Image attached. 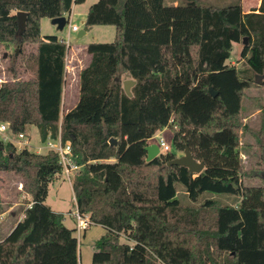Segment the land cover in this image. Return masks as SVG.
I'll return each instance as SVG.
<instances>
[{
  "label": "trees",
  "instance_id": "trees-1",
  "mask_svg": "<svg viewBox=\"0 0 264 264\" xmlns=\"http://www.w3.org/2000/svg\"><path fill=\"white\" fill-rule=\"evenodd\" d=\"M84 1L0 0V44L14 48L8 79L0 81V120L15 135L34 125L42 142L60 130L70 143L80 166L72 179L75 206L105 229L91 264H264V169L256 173L260 184L245 183L240 157L241 134L264 147V127H249L243 103L247 112L261 109L264 0L248 12L240 0L223 7L97 0L83 27L111 25L115 36L86 45L78 101L61 116L66 44L42 36L40 21ZM18 11L26 13L23 31ZM233 43L242 44L237 66L227 62ZM125 73L135 81L131 97ZM165 128L176 152L147 162L148 139ZM186 147L204 164L198 174L169 165ZM0 171L14 174L30 195L22 219L0 238V264H79L73 229L45 205L61 174L57 154L0 140ZM121 235L133 243L120 242Z\"/></svg>",
  "mask_w": 264,
  "mask_h": 264
},
{
  "label": "rangeland",
  "instance_id": "rangeland-1",
  "mask_svg": "<svg viewBox=\"0 0 264 264\" xmlns=\"http://www.w3.org/2000/svg\"><path fill=\"white\" fill-rule=\"evenodd\" d=\"M83 4V9L87 8L88 2ZM179 1V0H177ZM203 5H212L217 7H223L226 5L234 4L239 0H200ZM254 1V0H253ZM165 5H173V0H163ZM253 4V2H252ZM250 4V5H252ZM78 10V9H77ZM80 17L75 18L74 22L77 25H81ZM48 21L50 19H44L43 24L41 27V32H46V27L49 26ZM95 29V28H94ZM90 31V33L86 37L77 38V32L69 33L67 37V30L66 28L58 32V35L63 38L66 45L74 44L76 42H111L114 39L115 29L113 26H100L96 29H102V32H96V30ZM99 31V30H98ZM87 43V44H88ZM242 48L241 43L234 44L233 50L231 52L230 58L227 60L230 64L239 65V53ZM29 49V48H28ZM27 49V50H28ZM16 51V50H15ZM14 53L13 46H9L8 48L0 44V78L3 80L8 79L6 73V66L12 63L13 58L10 55ZM6 54V56H4ZM251 94L255 95V91H251ZM259 96V94H257ZM244 105L248 108L247 100L244 99ZM261 109L259 110L254 109L247 112L246 108V118L245 121L252 129H260V127H264V92L261 95ZM63 104V103H62ZM63 108V107H62ZM28 140L29 145L26 146L28 150L37 152V153H46L48 150L44 147V143L40 140L39 133L37 128L32 125L28 131ZM159 137L163 138V140L169 145L171 151H175V147L172 142L173 133L170 128H165L163 132H161ZM0 135V140H1ZM159 137L153 136L149 139L150 143H158ZM240 157L242 162V171L243 176L242 179L247 184H260V180L256 177V173L264 169V165L261 161L262 153L264 152V147L261 144L257 145L255 139L248 134L240 136ZM17 150H20L19 146H17ZM160 152H163L162 150ZM184 155L183 152H178L177 157ZM59 179L61 181H59ZM59 179L56 180L54 183L49 185L48 195L45 200V205L49 206L53 211L63 213L65 217V224L69 228H75V222L72 221L70 213L74 212L75 204L73 199V191L71 186L65 180L63 176H59ZM59 185V187H58ZM183 190L179 188V196H182ZM205 197H211L220 199L222 202H232L231 199L221 195L215 194L210 192H205L203 194ZM185 200V197L181 198ZM30 195L29 193L24 190L22 184L20 183L19 179L10 172L0 171V207L3 211H16L17 214L21 213L29 204ZM18 216V215H17ZM16 217H12L9 213L3 214V218H0V238L5 237L6 228L12 226L16 220ZM73 227V228H72ZM104 228L102 226H97L94 224H90L88 229L83 235V231L78 238L76 230L73 229V235L78 240V249H79V264H91L92 258V247L94 242L101 236L104 232ZM120 242H128L130 245L133 243L132 241L127 240L124 235H121Z\"/></svg>",
  "mask_w": 264,
  "mask_h": 264
},
{
  "label": "crops",
  "instance_id": "crops-1",
  "mask_svg": "<svg viewBox=\"0 0 264 264\" xmlns=\"http://www.w3.org/2000/svg\"><path fill=\"white\" fill-rule=\"evenodd\" d=\"M96 1L97 0H90L88 2L89 4H88L86 10H85V8L83 9L82 6H83L84 3L87 2V0H85L81 4H72L71 5L70 12L68 14H65L67 16V19H68V24L65 26V28L67 30V37H68L69 33H71V32H77L78 33L79 31H84L83 35H81L80 37H77V38H80L79 40H81V37H86L90 33L92 28L93 29L95 28L94 30H96V32H102V29H96V28H98L100 26H105V28H106V26H111V25H95V26L88 27L86 30L84 29L83 22H84L85 15H86V12L88 10V7L92 3L96 2ZM177 2H178L177 0H173V5L177 4ZM240 2L242 4L243 11L244 12H248L251 9L257 7L259 5V3H260V0H254V1L253 0H240ZM252 2H253V4H252ZM250 4H252V5H250ZM77 17H80L79 19H81V22H80L81 25H77L74 22L75 18H77ZM44 19H48L49 20V18H42L41 21H40V33H41V35L42 36L55 35L56 37H58L59 39L64 41L63 38L58 35V32H60V31H58L55 28V26L50 23V21H48L49 26L46 27V32H44V33L41 32V27H42ZM72 25H76L77 26V31L71 30V26ZM114 29H115V27H114ZM64 43H65V41H64ZM87 43L80 41V42H76L74 44L66 45L65 67H64V84H63V90H62V103L63 104L61 103V112H60L61 116L63 114H65V113H67L68 111H70L76 105V103L78 101V95H79V73L90 61V55L86 52ZM234 44H237V43H233V46H234ZM121 79H122V81H124L126 79H133V78H131L128 74L125 73V74L121 75ZM163 130H165V129H163ZM163 130L158 131L153 136L154 137L158 136L161 132H163ZM28 133L25 135L27 140H28ZM149 139H151V138H149ZM149 139H148V141H149ZM110 161H112V159ZM59 181H61V180L59 179ZM70 186H71V189H72V185H70ZM58 187H59V185H58ZM73 195H74V193H73ZM73 199H74V204H75L74 196H73ZM75 208H76V206H75ZM5 213H9L12 217H16L18 215L16 222L12 226H10L9 228L5 229L6 230L5 237H6L9 234V232L12 230V228L16 225V223L22 219L23 211L21 213L19 212V214H17L16 211H13V210L12 211H9V210L3 211V212L0 213V218L1 219L3 218V214H5ZM70 215H71L70 217H71L72 221L75 222V218L72 215V213H70ZM63 223L66 226L65 217H64ZM92 224H94V223H92ZM94 225L101 226L99 224H94ZM66 227H68V226H66ZM73 229L75 230V228H73ZM86 230H84L83 233L82 232L81 233L83 235H85ZM103 230H104V232L102 234L105 233V229H103ZM77 235H78V238H79V236L81 234L77 233ZM1 239H3V238H1ZM78 256H79V249H78ZM78 261H79V259H78Z\"/></svg>",
  "mask_w": 264,
  "mask_h": 264
},
{
  "label": "built area",
  "instance_id": "built-area-1",
  "mask_svg": "<svg viewBox=\"0 0 264 264\" xmlns=\"http://www.w3.org/2000/svg\"><path fill=\"white\" fill-rule=\"evenodd\" d=\"M71 30L77 31V26L72 25ZM2 79L0 78V81ZM0 135L1 141L4 143L11 142L17 148L19 146L20 149L29 145V142L26 139L25 134H13L10 130L9 123L0 120ZM159 136H157L158 138ZM44 147L47 150H51L55 152L58 156V161L61 166V176L65 178L69 185H72V179L76 172L79 170L80 166L74 163L72 158L71 145L69 142H63L60 136V130L55 138L47 137V139L43 142ZM160 151L170 150L169 145L163 140V138L159 137V141L157 143ZM30 206V204L28 205ZM72 215L75 218V230L78 234H81L82 231L87 229L90 224V220L87 215H82L78 212L77 208H75Z\"/></svg>",
  "mask_w": 264,
  "mask_h": 264
},
{
  "label": "water",
  "instance_id": "water-1",
  "mask_svg": "<svg viewBox=\"0 0 264 264\" xmlns=\"http://www.w3.org/2000/svg\"><path fill=\"white\" fill-rule=\"evenodd\" d=\"M25 18H26V13L23 11H18L17 12V22H18V26H19V30L23 31L25 28ZM50 23L53 24L55 26V28L58 31H63V29L65 28V26L68 24V19L66 15H61L58 17H54L50 19ZM19 31V32H20ZM84 31H79L77 33V37H80L81 35H83ZM247 41V37L243 38V42L245 43ZM18 51V48L16 49V52ZM4 56H6V54H4ZM256 81L258 83H260V77H257ZM135 84V81L133 79H126L122 82V87L123 90L125 92V94L129 97L132 96L131 93V87ZM209 91L210 93L215 96L217 93L213 90L212 87H209ZM112 144H115L116 141L115 139H110L109 141ZM145 151H146V161L149 162L151 161L153 158H155L156 156H158L160 154V149L159 146L156 143H148L145 147H144ZM184 155L180 156V157H176L175 159H173L172 161L169 162V165H180V166H184L187 167L190 172L198 174L200 173L203 169H204V164L203 162H199L197 160H195L190 152V150L188 149V147H186L183 151Z\"/></svg>",
  "mask_w": 264,
  "mask_h": 264
}]
</instances>
